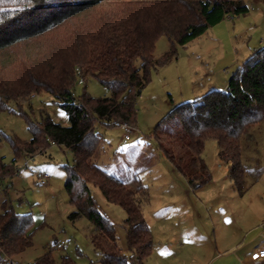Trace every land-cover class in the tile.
Returning a JSON list of instances; mask_svg holds the SVG:
<instances>
[{"label":"trees","instance_id":"16d2710c","mask_svg":"<svg viewBox=\"0 0 264 264\" xmlns=\"http://www.w3.org/2000/svg\"><path fill=\"white\" fill-rule=\"evenodd\" d=\"M249 10L243 0H0V112L13 110V101L19 104L45 91L60 101L71 122L63 126L46 117L36 125L29 120L30 141L8 136L1 128L0 136L8 138L17 157L45 152L48 141L72 153L73 163L63 165L73 206L69 219L86 217L92 223L90 240L101 264H146L154 239L143 210L146 186L135 177L133 189L95 162L103 140L96 123L134 126L137 100L151 71L176 57V44L187 45L227 17ZM163 35L171 49L158 59L156 46ZM77 68L85 81L93 76L108 87L111 96L92 97L84 89L76 97ZM228 87L212 88L199 99L175 105L153 136L194 188L213 179L202 154L206 141L216 139L219 157L244 194L241 141L264 120V47L239 67ZM17 157L10 163L0 158L1 183L19 172ZM95 189L125 210L126 250L115 222L98 206ZM9 192L8 186H0V264H14L33 236L32 214L16 213ZM31 264L57 263L49 250ZM63 264L75 263L63 257Z\"/></svg>","mask_w":264,"mask_h":264},{"label":"rangeland","instance_id":"374dc122","mask_svg":"<svg viewBox=\"0 0 264 264\" xmlns=\"http://www.w3.org/2000/svg\"><path fill=\"white\" fill-rule=\"evenodd\" d=\"M243 1L250 8L247 14L227 17L187 45L176 44V57L151 71L150 82L137 100L134 126L96 123L103 135L98 163L105 168L121 160L128 163L133 167L131 179L127 180L126 171L119 177L133 189L137 188L134 178L138 177L148 190L143 210L154 247L146 264H239L242 249L260 243L264 231V120L241 141L246 169L244 194L235 188L228 165L219 157L216 139L206 141L202 154L213 179L194 188L158 148L153 136L154 128L170 109L199 99L209 85H224L253 50L264 47V0ZM170 49V39L161 36L156 58H162ZM84 89L92 97L111 96V90L93 76L84 84L76 78L75 96L79 98ZM11 108L0 112V128L22 141L33 138L29 120L40 125L50 117L63 126L71 124L60 101L49 92L33 94L19 104L13 101ZM126 134L130 139L124 142ZM16 157L8 138L0 136V158L10 163ZM73 160L64 146L48 141L45 152L17 157L19 172L0 182L1 188L9 187L16 213H31L34 219L32 242L14 257V264H31L49 250L57 264H63V257L75 264H101V254L90 240L92 223L86 217L76 222L69 219L73 206L65 187L67 172L63 165ZM127 166L122 169L127 170ZM39 173L51 177L40 180ZM94 194L100 209L121 234L125 210L108 203L99 189ZM2 198L0 193V201Z\"/></svg>","mask_w":264,"mask_h":264},{"label":"crops","instance_id":"0c3cea01","mask_svg":"<svg viewBox=\"0 0 264 264\" xmlns=\"http://www.w3.org/2000/svg\"><path fill=\"white\" fill-rule=\"evenodd\" d=\"M256 50V49H255ZM255 50H253V52L251 53V55L255 52ZM250 55V56H251ZM241 67V66H240ZM216 86H218V84H213V85H209V87L207 88L208 89V91H209V89H212V88H217V89H220V90H227L229 87V80H228V82L226 81V83H224V85H221L220 87H216ZM207 89H205V90H207ZM208 91H206V92H208ZM204 92V91H203ZM205 92V93H206ZM204 93V94H205ZM99 152H100V150H98V152H97V155H96V157H95V162L99 165V166H101L102 168H105L104 166H102V165H100L99 163H98V161H97V159H98V157L100 156V154H99ZM124 165H128L127 166V170L125 169V168H123L122 169V167L124 166ZM208 165V164H207ZM209 167V166H208ZM132 166H130L128 163H126V162H122V160L121 161H117V162H115L111 167H106L105 169H107V170H110V171H112V172H114L115 174H117L118 176H122L123 177V174L125 173V171H126V173L129 175L128 176V178H127V180H130L131 179V177H130V174H131V171L130 170H132ZM125 182L127 183V181L125 180ZM128 184V183H127ZM129 185V184H128ZM78 221V220H77ZM72 222H76V221H72ZM122 231L123 232H121V234H119V238L121 239V245H122V247L126 250L127 249V244H126V229L124 228V226H123V223H122ZM262 239V235H261V237H260V243H261V240ZM260 243H258V244H248V245H246L243 249H242V253L241 254H239V256H238V262H239V264H245V263H247V262H251L252 264H264V260H257V259H254L253 258V254L256 252V250H257V248L259 247V245H260ZM148 260V259H147ZM147 260H146V262H147Z\"/></svg>","mask_w":264,"mask_h":264},{"label":"built area","instance_id":"2783aa9c","mask_svg":"<svg viewBox=\"0 0 264 264\" xmlns=\"http://www.w3.org/2000/svg\"><path fill=\"white\" fill-rule=\"evenodd\" d=\"M76 71H77V77H79V83L84 84L85 79L82 76L81 69L77 68ZM119 124H121L127 128L129 127V124L126 122L125 123H119ZM119 124H117V125H119ZM129 139H130V135L126 134L123 140H124V142H127ZM37 177L40 180H48L51 177V175L49 173H43V174L39 173L37 175ZM253 258L257 259V260H264V231L262 233V241H261L259 247L257 248L256 252L253 254Z\"/></svg>","mask_w":264,"mask_h":264}]
</instances>
